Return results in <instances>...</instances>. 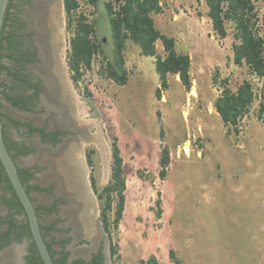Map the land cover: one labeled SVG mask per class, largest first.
<instances>
[{"label":"rangeland","instance_id":"obj_1","mask_svg":"<svg viewBox=\"0 0 264 264\" xmlns=\"http://www.w3.org/2000/svg\"><path fill=\"white\" fill-rule=\"evenodd\" d=\"M255 3L264 35V0ZM162 5L163 11L154 14L156 27L175 38L180 53L190 55L193 85L186 91L179 77L170 75L169 88L159 100L155 59L143 56L132 41L125 51L128 84L119 86L103 74L101 56L78 84L73 81L68 65L73 32L67 29L62 0L65 55L60 52L59 57L77 100L89 110L84 118L99 123L109 148V176L102 184L99 149L94 143L82 147L101 225L91 174L100 189L109 182L114 137L124 158L126 206L113 233L118 253L110 264H139L152 256L160 264H176L171 250L180 264H264V126L257 117L258 100L242 120L239 134L228 133L215 110L223 79L233 90L251 80L258 94L264 82L235 64L232 26L228 24L229 35L220 39L206 0H162ZM102 29L109 33L100 37L108 42L110 27L103 24ZM157 49L165 54L160 41ZM162 146L171 157L165 179L159 176ZM90 149L95 151L94 168L87 161Z\"/></svg>","mask_w":264,"mask_h":264},{"label":"trees","instance_id":"obj_2","mask_svg":"<svg viewBox=\"0 0 264 264\" xmlns=\"http://www.w3.org/2000/svg\"><path fill=\"white\" fill-rule=\"evenodd\" d=\"M206 3L208 17L220 39H225L229 35L228 24L232 26L235 39L233 43L235 64L246 66L252 76L264 82V35L261 34L259 28L260 17L255 0H206ZM63 4L67 29L73 32L69 42L68 65L71 77L76 84L82 80L85 70L92 69L94 60L98 56L102 57L103 74L108 79L119 86L128 84L130 71L126 64L125 51L128 41H132L140 48L143 56L155 59V69L160 80V85L156 90V97L159 100L162 99L163 92L169 88L168 78L170 75L179 77L186 91L191 90L193 84L190 55L180 53L176 48L175 38L162 33L156 27L154 14H160L163 11L162 0H63ZM15 21L18 22L19 18H15ZM103 24H108L111 30V38L108 35V42L105 38L100 37L101 34L109 33L102 29ZM4 27L5 20L2 34L4 33ZM6 38L9 42V50L20 49L19 39L16 38L14 32L9 31ZM158 41L163 45L164 55L158 53ZM9 55L14 58L12 54L9 53ZM14 60L21 63L22 58H14ZM15 76L19 80L21 79V83L27 84V87L19 86V84L17 87L6 85L5 89L1 91L2 97L16 108L28 110L33 106L34 99L38 96L37 93L29 94V88L36 86L28 84L24 76L20 77L18 74H15ZM214 82L218 83L217 78H214ZM220 83L222 90L215 101V110L228 128V133L232 131L236 134L240 133L241 122L250 113L256 100H258L257 117L264 126V85L260 94H258L251 80H244L236 90L230 88L227 79H223ZM14 90H17L18 93H14ZM158 115H160V112H158ZM0 116L3 120L6 118L17 129L25 127L30 134L38 133L43 141L52 143L60 141L56 131H46L45 127L34 126L30 122L20 121L10 115L3 114L1 104ZM5 128L6 124L4 123L6 144L15 160L21 155L35 152L33 145L28 144L26 141L10 139ZM160 138H164L163 128L160 131ZM94 153L93 149L87 152V161L92 168L95 167ZM112 158L113 163L109 182L100 189L95 174H91L90 181L100 201V219L104 231L110 239L111 256L114 257L118 253V245L113 241V233L119 230L124 217L127 190L124 158L117 137H114L112 142ZM170 161L169 149L162 146L159 160L161 167L159 176L161 179H165L167 176ZM19 174L30 195L33 188L42 191L49 190V188L31 183L35 179V173L30 168L19 167ZM0 191L2 192L1 204L7 207V213L2 217V222L6 224V228L0 232V250L8 246L13 240L26 238L29 241L28 254L25 256L26 264H45L33 239L26 212L1 160ZM156 204L161 207V199H158ZM36 209L40 218L39 207L36 206ZM55 209V204L47 208L48 211ZM160 209L157 213L158 217L161 213ZM19 216H23L22 219H19ZM53 227V224L43 225L41 222V229L55 264H65L69 252L64 253V247L69 240L49 241L47 239L48 231L52 230ZM55 243L62 246V250L57 251L54 248ZM56 254H59L60 257H55ZM170 257L176 264H180L176 259L174 250L170 251ZM83 262V260L78 259L74 261V264H83ZM139 264L160 263L152 256L147 261L141 260Z\"/></svg>","mask_w":264,"mask_h":264},{"label":"water","instance_id":"obj_3","mask_svg":"<svg viewBox=\"0 0 264 264\" xmlns=\"http://www.w3.org/2000/svg\"><path fill=\"white\" fill-rule=\"evenodd\" d=\"M31 1L22 5V8L25 10L28 5L31 23L34 22L32 34L38 45L44 52L58 47V54L62 52L65 55L62 0ZM9 2L10 0H0V42ZM50 71L51 77L49 76L48 84L43 90V102H37L30 109L22 111L10 107L5 101H0L3 114L30 122L34 126H43L48 130H59L63 133L59 144L44 143L38 133L30 134L25 127L17 129L0 116V160L23 205L33 239L45 264H55V261L43 235L41 222L43 225L54 224V228L48 232V239L52 242L66 239L68 234L63 230L69 229V235L74 239L72 249L77 255H87L104 244L108 246L107 236L98 219L97 204L87 180L88 171L82 147L94 143L99 149L103 163L102 184L107 182L109 176V148L99 123L84 118L89 115V110L77 100L78 96L70 85L60 57L55 70L48 72ZM52 84L55 89L54 99ZM46 99L50 100L48 105ZM4 123L10 139L26 141L33 145V155L19 157L18 160L13 158L6 144ZM19 165L34 168L36 175L31 183L49 190L33 188L30 195L21 180ZM1 193L0 191V232L6 228L2 217L7 213V207L1 204ZM53 204H57V210L48 211L47 208ZM36 206L39 207L40 218ZM19 219H22V216H19ZM27 248L26 238L13 240L1 251L0 264H24L23 258ZM54 248L59 251L57 243Z\"/></svg>","mask_w":264,"mask_h":264},{"label":"flooded vegetation","instance_id":"obj_4","mask_svg":"<svg viewBox=\"0 0 264 264\" xmlns=\"http://www.w3.org/2000/svg\"><path fill=\"white\" fill-rule=\"evenodd\" d=\"M25 2V3H23ZM32 2L31 0H10L9 5H8V10L6 11L5 15V27H4V33L2 34L1 38V56H0V101H5L7 102L10 107L16 108L12 103L6 101L2 96L3 94L1 91L5 89V86L7 85L8 87H17L19 86H24L27 87V84L21 83V79L19 80L15 74H18L20 77H25V79L28 81V84L35 85L36 87L29 88V94H34L37 93V98L34 99V104L37 102H43L44 101V87L47 86L48 84V79L49 76L51 77V71L50 73L48 72L49 70H55L56 68V62L58 61V47L51 48L49 52H44L41 47L38 45L36 38H34L32 32L34 29L31 17V12L28 9L24 10L22 8V5H26V3ZM15 18H19V21L16 22ZM4 25V24H3ZM14 32L16 34V38L19 39L20 43V49L16 50V48L9 50V42L6 38L8 35V32ZM58 46V44H56ZM10 54L14 56V58H22L21 63H17L13 57H11ZM47 81V83H46ZM46 83V84H45ZM52 83V82H51ZM50 83V84H51ZM29 87V85H28ZM50 87V85H49ZM52 84V97L55 95L54 94V88ZM17 90H14V93H16ZM18 93V92H17ZM55 97H53L54 99ZM47 100V99H46ZM50 100H47V105ZM33 104V105H34ZM32 107V106H31ZM21 110V109H18ZM26 111V110H22ZM32 124V123H31ZM33 125V124H32ZM43 127V126H42ZM46 131H52V132H58V138L62 139L63 133L59 130H48ZM42 140V138L40 137ZM43 141V140H42ZM52 143L50 141H43L44 143H49V144H59L60 143ZM29 144V143H28ZM33 155V153H29L27 155H21L20 157L24 156H29ZM18 160V159H17ZM18 162V161H17ZM20 166V165H19ZM21 167V166H20ZM30 168L31 171L35 170L34 168L31 167H26ZM36 175V173H35ZM34 180V179H33ZM32 180V181H33ZM56 209L51 211L55 212L57 210V204ZM23 217V216H22ZM54 226V224H53ZM54 228V227H53ZM65 233L68 234L66 239L64 240H69L65 247H64V253L69 252V256L66 259L65 264H74V261L80 259L83 260V264L86 263H96V264H110L111 263V252H110V245H101L99 246L96 250L86 254L82 255H77L76 252L72 249V244H73V237L69 235L70 230L66 228ZM49 232V231H48ZM48 239V235H47ZM49 240V239H48ZM50 241V240H49ZM29 245V241H28ZM5 248V247H4ZM3 248V249H4ZM0 250L1 251L3 250ZM58 249L62 250V246L58 244ZM28 254V250H26V255ZM55 257H60L59 254H56ZM24 264H26V258H23Z\"/></svg>","mask_w":264,"mask_h":264},{"label":"bare ground","instance_id":"obj_5","mask_svg":"<svg viewBox=\"0 0 264 264\" xmlns=\"http://www.w3.org/2000/svg\"><path fill=\"white\" fill-rule=\"evenodd\" d=\"M192 93H194V91ZM185 149L187 150V147Z\"/></svg>","mask_w":264,"mask_h":264},{"label":"crops","instance_id":"obj_6","mask_svg":"<svg viewBox=\"0 0 264 264\" xmlns=\"http://www.w3.org/2000/svg\"><path fill=\"white\" fill-rule=\"evenodd\" d=\"M158 50V49H157Z\"/></svg>","mask_w":264,"mask_h":264}]
</instances>
